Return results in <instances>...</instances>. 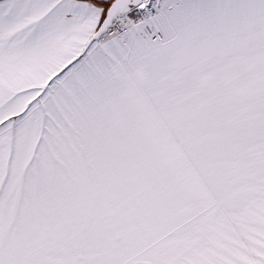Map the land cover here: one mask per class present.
Segmentation results:
<instances>
[{"label": "snow or ice", "instance_id": "6c2138e0", "mask_svg": "<svg viewBox=\"0 0 264 264\" xmlns=\"http://www.w3.org/2000/svg\"><path fill=\"white\" fill-rule=\"evenodd\" d=\"M0 264H264V0H0Z\"/></svg>", "mask_w": 264, "mask_h": 264}]
</instances>
